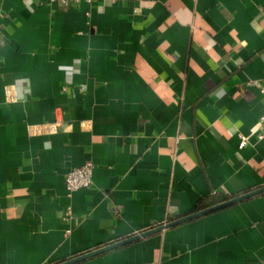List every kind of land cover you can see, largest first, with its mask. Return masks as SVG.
<instances>
[{"label":"crops","instance_id":"1","mask_svg":"<svg viewBox=\"0 0 264 264\" xmlns=\"http://www.w3.org/2000/svg\"><path fill=\"white\" fill-rule=\"evenodd\" d=\"M257 84L264 0H0V264H264V194L161 230L264 187Z\"/></svg>","mask_w":264,"mask_h":264},{"label":"built area","instance_id":"2","mask_svg":"<svg viewBox=\"0 0 264 264\" xmlns=\"http://www.w3.org/2000/svg\"><path fill=\"white\" fill-rule=\"evenodd\" d=\"M52 3H60L63 5H73V4H79L81 2H86L88 4H93L97 1L102 0H50ZM116 1V0H111ZM262 88V91L264 93V85L257 84ZM257 139L258 140H264V113L259 118V130L257 133ZM247 145L246 138H241L240 148H244ZM93 164L87 163L81 167L75 168L71 170L67 178L65 180L66 190H67V196L71 197L75 192L89 188L92 185L93 182ZM70 212V209H69Z\"/></svg>","mask_w":264,"mask_h":264},{"label":"water","instance_id":"3","mask_svg":"<svg viewBox=\"0 0 264 264\" xmlns=\"http://www.w3.org/2000/svg\"><path fill=\"white\" fill-rule=\"evenodd\" d=\"M261 194H264V187H263V188H259V189L255 190V191L249 192V193H247V194H244V195H242V196L236 197V198L231 199V200H229V201H226V202H224V203H221V204H219V205H217V206H215V207H212V208H210V209H207V210L201 211V212H199V213H196V214H194V215H192V216H189V217H187V218H185V219H182V220H180V221H178V222H174V223H172V224H169V225L165 226L164 228H162L161 230L175 227V226H177V225H179V224H181V223H184V222H187V221H191V220H193V219H195V218H198V217H200V216H203V215L209 214V213H211V212H216V211H218V210L224 209V208H226V207L232 206V205H234V204H236V203H239V202H242V201L248 200V199H250V198H253V197L258 196V195H261ZM152 232H153V231H151V232H147V233H144V234H142V235H143V236H146V235H148L149 233H152ZM140 237H141V236H136V237H133V238L127 239V240H125V241H121V242H118V243L112 244V245H110V246L104 247V248H102V249L96 250V251H94V252H91V253H89V254L83 255V256H81V257H78V258L72 259V260H70V261H67V262H64V263H61V264H76V263H78V262H80V261H82V260H85V259H87V258H90V257L96 256V255H99V254L105 253V252H107V251H110V250H113V249H116V248L122 247V246H124V245H126V244H128V243H130V242H132V241H134V240H138Z\"/></svg>","mask_w":264,"mask_h":264}]
</instances>
